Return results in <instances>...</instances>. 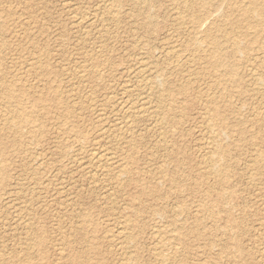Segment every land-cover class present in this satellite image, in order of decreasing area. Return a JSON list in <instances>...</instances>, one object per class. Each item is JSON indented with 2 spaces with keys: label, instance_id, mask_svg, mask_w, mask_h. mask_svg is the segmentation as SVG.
Wrapping results in <instances>:
<instances>
[{
  "label": "rangeland",
  "instance_id": "rangeland-1",
  "mask_svg": "<svg viewBox=\"0 0 264 264\" xmlns=\"http://www.w3.org/2000/svg\"><path fill=\"white\" fill-rule=\"evenodd\" d=\"M142 1L117 0L111 22L101 0L0 1V127L20 103L38 126L23 127L19 145L10 131L0 138V264H264V82L246 76L254 68L264 81V34L230 58L227 38L258 29L241 17L243 0H197L200 32L211 27L238 71L232 83L189 44L177 0ZM135 99L142 112L129 118ZM212 138L226 150L221 186ZM93 152L112 156L95 163Z\"/></svg>",
  "mask_w": 264,
  "mask_h": 264
},
{
  "label": "bare ground",
  "instance_id": "bare-ground-1",
  "mask_svg": "<svg viewBox=\"0 0 264 264\" xmlns=\"http://www.w3.org/2000/svg\"><path fill=\"white\" fill-rule=\"evenodd\" d=\"M1 1V0H0ZM26 1V0H25ZM139 3H141V2H143L142 0H137ZM178 1V4L180 5V7H181V11H179V13H177L176 15H175V17H176V20L180 23V24H184V25H189V27H191V31H192V33L190 34L192 37L191 38H189V44L191 45V46H193L200 54H202L203 55V58H206L207 59V63H209L210 65H211V67L213 68V70H215V73L218 75V73H219V76L220 77H222V78H224V79H226L227 81H230V82H232V83H237V75H238V71L235 69V67L234 66H230V68H228V66H226V63L224 62V56H223V54H222V51H223V48L226 46L225 44H224V42H222L215 34H212V29H211V27H210V29H208V30H206V31H204L203 33H201L200 32V28H199V26H198V24H199V22H200V19H201V15L200 14H198L197 13V11L194 9V7H195V4L197 5L198 3H197V0H192L191 1V5H190V3H188V1H186V0H177ZM224 1L225 0H208V2H211V3H213V5L214 6H216V5H222L223 3H224ZM115 2H117V0H101V3H102V5H103V8H104V13H103V16H104V18H105V21H107V20H109L110 22L111 21H116V19H117V10H116V5H115ZM97 5V4H96ZM189 11H191L192 12V19H190V20H188V19H186L185 18V16L183 15V13L184 12H189ZM100 12H103V11H100ZM81 14V13H80ZM93 14V13H92ZM95 14V13H94ZM100 14V13H99ZM240 14H241V17L243 18V20H246L247 22H250V23H253V25L254 26H257L258 27V29H255V32H250L249 30H248V27L247 28H243V32H245L246 31V37L247 36H249V35H251V38L249 39V40H245V42H244V40H241L240 38H238V37H236V36H234L233 34H232V37L231 38H227L228 39V44H227V47H230V51H229V55H230V58H235L238 54H240V53H243L244 52V50H247L248 48H249V46L250 45H252V43H254V42H257L258 40H259V38L260 37H262L263 36V34H264V0H243L242 1V7H241V9H240ZM16 15V14H15ZM83 16H85V14L83 15ZM94 16V15H93ZM101 16H102V14H101ZM174 16V15H173ZM81 17V16H80ZM85 17H87V16H85ZM84 17V19H86ZM79 18V17H78ZM82 18V17H81ZM80 18V19H81ZM88 18V17H87ZM107 19V20H106ZM153 18H152V16L150 15V14H146L145 13V21H147V23H149V24H151V20H152ZM99 20H100V18H99ZM98 19H97V21H99ZM102 21L104 20V19H101ZM79 21V20H78ZM77 21V22H78ZM84 21V20H83ZM94 21V20H93ZM108 21V22H109ZM23 22V21H22ZM76 22V23H77ZM80 22H81V20H80ZM87 22H89L88 20H87ZM90 22H92V21H90ZM90 22H89V24H90ZM107 22V23H108ZM79 23V22H78ZM103 23V22H102ZM118 23V22H117ZM88 25V24H87ZM108 25V24H107ZM110 25V24H109ZM115 25H116V23H115ZM1 27V26H0ZM97 27H99L98 25H97ZM83 28V27H82ZM81 28V29H82ZM111 28V27H110ZM117 28V27H116ZM98 29V28H97ZM93 30H95V29H93ZM99 30V29H98ZM107 30V29H106ZM248 30V31H247ZM190 31V32H191ZM227 31V30H226ZM91 33V32H90ZM104 33V32H103ZM108 33V32H107ZM107 33H104V34H107ZM84 34H86V33H84ZM97 34V33H96ZM254 35V37L252 38V36ZM109 36V35H108ZM83 37H84V35H83ZM100 37H98V39H99ZM110 38V37H109ZM109 38H108V41H109ZM138 40V39H137ZM221 41V42H220ZM83 42V41H82ZM106 42H107V39H106ZM138 42H139V40H138ZM191 42V43H190ZM204 42H208L209 43V46H203L202 45V43H204ZM173 43V42H172ZM186 43V42H185ZM170 44V43H169ZM134 45V44H133ZM171 45V44H170ZM253 46V45H252ZM147 47V46H146ZM178 47V46H177ZM176 47V48H177ZM173 48H175V47H173ZM173 48H170V51L169 52H171L172 54H171V57L172 58H175V59H177V61H178V54H177V51H176V49H173ZM140 49V48H139ZM257 49L260 51V53L262 54V56H261V65L260 66H262L263 68H264V45H261L260 47H257ZM97 50H99V49H97ZM141 50V49H140ZM180 52V51H179ZM88 54V53H87ZM141 54V53H140ZM139 54V55H140ZM84 55V54H83ZM89 55V54H88ZM143 55V54H142ZM254 58V57H253ZM248 59V58H247ZM30 60V59H29ZM138 60H140V58H138ZM144 60V59H143ZM253 60V59H252ZM141 61H142V59H141ZM144 62H145V60H144ZM143 61H142V63H140L139 62V65H138V67H137V74H139V75H142L143 74V76H145L144 74L145 73H147V71H148V64H146V63H144ZM177 63V62H176ZM20 64V63H19ZM28 64H29V62H28ZM239 66V65H238ZM28 67V66H27ZM133 67V66H132ZM176 67V66H175ZM24 68H26V67H24ZM221 68V69H220ZM250 68V67H249ZM82 69H84L83 67H82ZM131 69H133V68H131ZM130 69V70H131ZM75 70H77V69H75ZM150 70V69H149ZM135 71V70H134ZM152 71V70H151ZM68 72V71H67ZM149 72V71H148ZM128 73V72H127ZM135 73V72H134ZM80 75V74H79ZM132 75H133V73H132ZM154 75V74H153ZM71 76V75H70ZM246 76L249 78V80L250 81H252L253 82V84H262L264 81L262 80V77L260 76V74L257 72V70H255L254 68H252V69H248L247 70V72H246ZM81 77V75L80 76H78V78H80ZM150 77V76H149ZM137 80L136 81H138L139 79L137 78V77H135ZM141 78H143L142 76H141ZM68 79V78H67ZM128 79V78H127ZM144 79V78H143ZM74 80V79H73ZM129 80V79H128ZM134 80V79H133ZM146 81H147V79H146ZM149 81V80H148ZM31 82H33V81H31ZM140 82V81H139ZM150 82H151V80H150ZM162 82H166L165 80H162ZM83 83V82H82ZM128 83V82H127ZM125 84V83H124ZM133 84H134V82H133ZM143 84V83H142ZM141 84V85H142ZM149 85L151 84V83H148ZM83 85H84V83H83ZM129 85V84H128ZM136 85H137V82L135 83V87H136ZM139 85V84H138ZM140 85V86H141ZM143 85H145V82H144V84ZM122 86V85H121ZM133 86V85H132ZM138 87V90H139V88H143L144 86H141V87ZM148 86V85H147ZM26 87V86H25ZM149 87V86H148ZM147 87V88H148ZM63 88V87H62ZM83 88V87H82ZM73 89V88H72ZM124 90V89H123ZM129 90H133V88L131 89L130 87H129ZM136 90V89H135ZM154 90V89H153ZM87 91V90H86ZM125 91V90H124ZM127 91H128V88H127ZM126 91V92H127ZM150 90H148V92H149ZM70 92H72V90L70 91ZM88 92V91H87ZM136 92V91H135ZM147 92V91H146ZM145 92V93H146ZM263 92V91H262ZM121 93H122V91H121ZM6 94V96H5V98L7 99V102H12V100H16L17 98H15L16 96H15V94H14V92H11V91H8V92H6L5 93ZM4 94V95H5ZM132 94V93H131ZM131 94H130V96H131ZM135 94V93H134ZM138 94V93H137ZM91 95V94H90ZM140 95V94H139ZM139 95H135L134 96V98L137 96H139ZM121 96V95H120ZM128 96V95H127ZM127 96H126V98H125V100H127L128 101V99H127ZM129 96V97H130ZM148 96V95H147ZM133 97V96H132ZM140 97H142V95L140 96ZM133 98V99H134ZM139 98V97H138ZM150 98H151V94H150ZM165 95H163V94H161V98H160V105H161V107L162 108H166V106H168L167 108H169V110H172L173 109V107H172V105L169 103H165L164 101H165ZM43 98L42 97H40L39 96V98H37V101H39V100H42ZM129 99H131V97L129 98ZM148 99V98H147ZM146 99V100H147ZM258 99V98H257ZM90 101H92V100H90ZM94 101V100H93ZM119 101V100H118ZM126 101V102H127ZM133 100H131V102L129 103V105L128 106H126L127 108H128V117L129 118H131V117H136V116H140V114H141V110H142V106H143V103H144V101H141V102H137L136 101V99L134 100V102H132ZM154 101V100H153ZM157 101H158V99H157ZM79 103V102H78ZM152 103H155V102H152ZM111 105V104H110ZM148 105H149V102H148ZM145 107H147V106H145ZM91 108V107H90ZM121 108H122V106H121ZM120 108V109H121ZM161 108V109H162ZM125 109V108H124ZM145 109V108H144ZM150 111V110H149ZM116 112H117V110H116ZM4 113H5V119H4V122H3V124H2V126L0 127V138H1V136L3 135V134H5L6 132H8V131H10V134H11V136H12V142H14V143H17L18 145L19 144H21V140H22V138H23V135L21 134V129L23 128V127H29L30 128V130H32V131H34L35 129H36V127H38L36 124H35V120L33 119V116H32V112L31 111H26L23 107H22V103H20L18 106H13L12 108L10 107H8V108H5V110H4ZM98 113V112H97ZM154 114V113H153ZM162 115V114H161ZM202 115V114H201ZM216 115H218V112H216ZM152 116V115H151ZM157 116V114L155 115V118H157L156 117ZM103 117V116H102ZM150 117V116H149ZM203 117V116H202ZM55 118V117H54ZM115 118V117H114ZM125 118H126V116H125ZM101 119V118H100ZM158 119H160V118H158ZM96 120V119H95ZM125 120V119H124ZM129 120V119H128ZM127 121V120H126ZM159 121V120H158ZM165 121V120H164ZM114 122H116V121H114ZM113 122V123H114ZM125 122V121H124ZM130 122V121H129ZM166 122V121H165ZM165 122H164V124H165ZM126 123V122H125ZM93 124V123H92ZM130 124H132L131 122H130ZM155 124V123H154ZM163 124V123H162ZM153 125V124H152ZM151 125V126H152ZM119 126V125H118ZM120 126H123V124H120ZM119 126V127H120ZM128 126V125H127ZM106 127V126H105ZM162 127V126H161ZM121 128V127H120ZM37 129H39V128H37ZM105 130H106V128H105ZM110 130V129H109ZM100 131V130H99ZM108 131V130H107ZM132 131V130H131ZM160 131V130H159ZM204 131V130H203ZM101 132V131H100ZM103 132V131H102ZM128 132V131H127ZM126 134H128V133H126ZM158 134H159V132H158ZM202 134V133H201ZM132 135V134H131ZM208 135V134H207ZM115 136V135H114ZM161 135H159V137H160ZM101 137V136H100ZM158 137V138H159ZM128 138V137H127ZM203 138V137H202ZM107 139V138H106ZM204 139H205V137H204ZM209 139V138H208ZM208 139H207V141H208ZM118 141V140H117ZM159 141V140H158ZM161 141V140H160ZM210 142H209V144L211 145V147H214V150H213V157L212 158H210V171H211V173L214 175V177H216L217 178V181H218V184L221 186V185H223V183L225 182V178L223 177V174H225L224 172H223V170H222V168H221V166H220V164L218 163V162H220L221 160H225V153H226V150L225 149H223V148H221L219 145H217V139H210L209 140ZM162 143V142H161ZM204 143V142H203ZM206 144H208V142L206 143L205 142V145ZM6 146V143H3V141L2 140H0V148H4ZM102 146H104V145H102ZM131 146V145H130ZM206 146H209V145H206ZM78 147V146H77ZM97 147V146H96ZM107 147V146H106ZM100 148V147H99ZM102 148V147H101ZM100 148V149H101ZM105 148V147H104ZM78 151V150H77ZM77 151H75V152H77ZM94 151V150H93ZM105 151H107V148L105 149ZM109 151H111V149H109ZM80 152V151H79ZM204 152H205V150H204ZM210 152V151H209ZM94 153V152H93ZM96 153V154H95ZM94 153V156L92 157V160H94L93 162H95V163H102V162H106V161H108V160H110L111 158H109V156H112V154H108L109 156H107L105 153L103 154H98L97 152H95ZM100 153V152H99ZM92 154V153H91ZM90 156V155H89ZM88 156V158H90ZM76 159H77V157H76ZM203 159H204V156H203ZM80 160V159H79ZM2 155H1V153H0V178L2 179L3 178V180L6 178L5 176H6V174H5V172H4V165L2 164ZM87 161H89V159L87 160ZM77 162H79V161H77ZM120 162V161H119ZM124 162V161H123ZM39 163V162H38ZM91 163H92V161H91ZM72 164V163H71ZM89 164V163H88ZM87 163L85 164V165H88ZM107 164H109L108 162H107ZM114 165H116V164H114ZM113 165V166H114ZM37 166V165H36ZM98 166H99V164H98ZM107 166V165H106ZM122 166V165H121ZM88 167H89V165H88ZM95 167V166H94ZM94 167H92V168H94ZM103 168H104V166H102ZM109 167V166H108ZM35 168V167H34ZM99 168V167H98ZM102 168V169H103ZM97 169V168H96ZM101 169V168H100ZM102 169H101V172H102ZM106 169V168H105ZM88 170V169H87ZM86 170V171H87ZM110 170V169H109ZM85 172V171H84ZM106 172H109V171H107V169H106ZM92 173H93V171H92ZM92 173H90V174H92ZM52 174H53V172H52ZM83 174V173H82ZM94 174V173H93ZM92 174V175H93ZM99 173H97V175H98ZM105 174V173H104ZM118 174H120V172L118 173ZM250 174V173H249ZM95 175H96V173H95ZM117 175V174H116ZM116 175H115V177H116ZM251 175V174H250ZM99 176H101V175H99ZM102 176H103V173H102ZM118 177V176H117ZM92 178V177H91ZM94 178V177H93ZM102 178V177H101ZM93 180V179H92ZM111 180H114V179H111ZM121 180V179H120ZM87 182H88V180H86ZM98 181V180H97ZM96 181V182H97ZM20 182V181H19ZM92 183V182H91ZM118 183V182H117ZM96 185L97 183H93V184H90V185ZM99 184V183H98ZM103 184V183H102ZM110 185V184H109ZM114 184H112V186H113ZM32 186V185H31ZM20 187V186H19ZM99 187V186H98ZM107 187V186H106ZM110 186H108V188H109ZM114 187V186H113ZM117 187V186H116ZM104 188V187H103ZM31 189H32V187H31ZM111 190H113V189H111ZM11 191V190H10ZM15 191V190H14ZM224 196H226V194H224L222 191H219V196H218V198H219V200L220 199H223V197ZM12 198V197H11ZM34 198V197H33ZM36 198V197H35ZM21 200V199H20ZM29 201V200H28ZM12 203H13V201H11ZM10 204V203H9ZM40 204V203H39ZM7 205V204H6ZM13 205V204H12ZM20 205H22V203L20 204ZM123 205V204H122ZM17 206V205H16ZM14 208V207H13ZM17 208V207H16ZM111 208V207H110ZM20 209V208H19ZM23 209V208H22ZM27 211V210H26ZM76 212H77V210H75ZM18 213H19V211H17ZM137 212V211H136ZM13 213V212H12ZM17 213V214H18ZM21 214V213H20ZM23 214V213H22ZM176 214V213H175ZM27 215V214H26ZM25 215V216H26ZM25 218H27V217H25ZM30 218H32V217H30ZM72 219V218H71ZM120 219V218H119ZM22 220V219H21ZM120 220H122V219H120ZM4 221V220H3ZM2 221V222H3ZM17 222V224L19 223L18 221H16ZM27 222V221H26ZM26 222L24 223V224H22V225H25L26 224ZM23 223V222H22ZM70 223H71V221H70ZM118 224V223H117ZM21 225V226H22ZM75 225V224H74ZM119 226H121L120 224H118ZM118 226V227H119ZM58 228V227H57ZM156 229V228H155ZM61 230V229H60ZM118 230V229H117ZM121 230V229H120ZM120 230L117 232V233H119L120 232ZM63 230H61V232H62ZM24 232V231H23ZM107 232H109V231H104V234L105 233H107ZM110 233V232H109ZM108 233V234H109ZM116 233V234H117ZM122 233V232H121ZM155 233V232H154ZM156 234V233H155ZM155 234H153V235H155ZM67 236H68V234H67ZM126 236V235H125ZM124 236V237H125ZM58 237V236H57ZM132 237V236H131ZM130 237V238H131ZM112 238V237H111ZM110 238V239H111ZM129 238V239H130ZM29 241V240H28ZM123 241H125V240H123ZM122 241V242H123ZM158 241V240H157ZM56 242V241H55ZM12 243V242H11ZM58 243V242H57ZM155 244H156V242H155ZM18 245V244H17ZM119 245H122V244H119ZM118 245V246H119ZM175 246V245H174ZM19 247V246H18ZM62 247V246H61ZM110 247V246H109ZM9 248H10V246H9ZM115 248H117V247H115ZM177 249V248H176ZM261 249V248H260ZM155 250V249H154ZM59 251V250H58ZM57 252V251H56ZM63 252V251H62ZM61 252V253H62ZM157 253H158V251H156ZM156 252H155V254H156ZM19 253V252H18ZM60 253V254H61ZM128 253V252H127ZM154 254V255H155ZM164 256V255H163ZM205 259V258H204ZM59 261H60V259H59ZM202 262V261H201ZM119 263V262H118ZM123 263V262H122ZM263 264V263H262Z\"/></svg>",
  "mask_w": 264,
  "mask_h": 264
}]
</instances>
